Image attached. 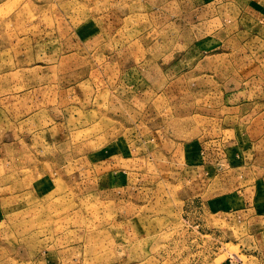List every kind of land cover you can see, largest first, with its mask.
I'll list each match as a JSON object with an SVG mask.
<instances>
[{
	"label": "rangeland",
	"instance_id": "obj_1",
	"mask_svg": "<svg viewBox=\"0 0 264 264\" xmlns=\"http://www.w3.org/2000/svg\"><path fill=\"white\" fill-rule=\"evenodd\" d=\"M262 153L264 0H0V264H264Z\"/></svg>",
	"mask_w": 264,
	"mask_h": 264
},
{
	"label": "crops",
	"instance_id": "obj_2",
	"mask_svg": "<svg viewBox=\"0 0 264 264\" xmlns=\"http://www.w3.org/2000/svg\"><path fill=\"white\" fill-rule=\"evenodd\" d=\"M225 6V5H224ZM236 128V127H235ZM233 128V133L237 131L234 130ZM260 143V141H259ZM258 144V143H257ZM257 144L252 143V151H254V154L252 153V159L255 158L258 155V152L260 153L262 150H260L257 146ZM258 151V152H257ZM250 152V151H249ZM251 161V158H250ZM258 165L260 166V169L262 170L261 176L260 177H255L253 174V171L251 170L256 169L254 166L258 165H253L252 162L249 163V165L246 166H241L238 163L234 165L232 171V175L229 178H225V176H221L217 178L218 181V189H221L222 191V196L229 200L232 207V211H235L234 214L240 216V222L243 223L245 220L248 222V231H250V234H252V237H258L259 244L256 247H259L261 251H256V248L252 247V250L255 252H260L264 254V204H261V193H264V180L262 176L264 175V153L260 154V157L258 160H253ZM237 171L242 174L238 178L236 176ZM252 171V172H251ZM237 178L239 180H237ZM227 180V181H226ZM229 180V181H228ZM244 180L245 183L250 184L247 187L242 188V181ZM231 182V183H230ZM253 182H257L259 185H261V190L260 192H253L254 187L252 186ZM249 190V192L252 193V204L246 205V200L243 197V194L245 191ZM227 193V194H226ZM226 194V195H224Z\"/></svg>",
	"mask_w": 264,
	"mask_h": 264
}]
</instances>
